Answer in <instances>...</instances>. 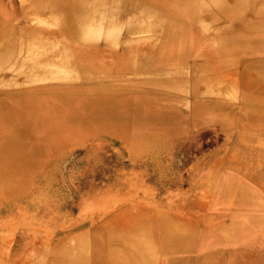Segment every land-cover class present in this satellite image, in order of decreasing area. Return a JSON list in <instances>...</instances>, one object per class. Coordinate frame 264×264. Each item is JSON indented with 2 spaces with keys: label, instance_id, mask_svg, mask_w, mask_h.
Returning a JSON list of instances; mask_svg holds the SVG:
<instances>
[{
  "label": "rangeland",
  "instance_id": "obj_1",
  "mask_svg": "<svg viewBox=\"0 0 264 264\" xmlns=\"http://www.w3.org/2000/svg\"><path fill=\"white\" fill-rule=\"evenodd\" d=\"M21 1L0 0L1 29L26 21ZM198 37L200 49L192 53L189 45L163 74L136 69L146 45H130L141 37L124 31L114 46H82L105 59L108 75L76 72L34 84L0 79V101L15 111L27 104L39 123L25 151L0 158V171L10 172L3 176L14 181L0 192L2 264L38 257L49 264L82 236L92 258L96 232L117 231L130 210L205 231L209 222L218 227L242 213L237 207L248 189L264 200V74L248 53L235 65L210 60L205 52L215 38ZM72 47L79 52L80 45ZM55 93L73 99L67 108L75 117L60 115L66 108ZM170 110L172 125L164 122ZM242 216L252 220L253 213Z\"/></svg>",
  "mask_w": 264,
  "mask_h": 264
},
{
  "label": "bare ground",
  "instance_id": "obj_2",
  "mask_svg": "<svg viewBox=\"0 0 264 264\" xmlns=\"http://www.w3.org/2000/svg\"><path fill=\"white\" fill-rule=\"evenodd\" d=\"M21 5L26 21L0 28V79L12 77L15 83L29 79L34 84L76 72L84 77L108 75L104 58L82 46H114L124 31L141 37L129 43L146 45L136 55V69L144 74H163L161 68L180 61L189 45L192 53L199 50L202 39L198 33L215 38L212 50L205 52L210 60L235 65L248 53L255 59V70L264 74V0H23ZM74 42L80 45L78 53L72 47ZM208 68L206 64L202 69ZM55 94V101L66 108L60 115L75 117L67 108L71 98ZM26 105L21 103L15 111L8 102L0 101V158L25 151L26 140L39 132V123L33 121L35 111L24 108ZM164 117L172 125L171 110ZM259 143L263 148L264 141ZM3 175L10 172L0 171V192L14 182L13 177ZM238 205L239 212L253 213L252 220L242 213L232 214L218 227L209 222L205 231L176 225L164 214L141 215L130 210L127 222L117 231L109 232L103 226L96 232L92 258L86 256L87 241L82 236L49 264H264V241H257L264 237V200L248 189ZM134 220L132 226L126 225ZM2 243L0 240V249ZM230 250L231 259H227ZM33 264L47 263L38 257Z\"/></svg>",
  "mask_w": 264,
  "mask_h": 264
}]
</instances>
